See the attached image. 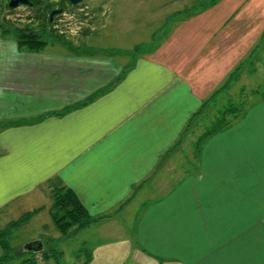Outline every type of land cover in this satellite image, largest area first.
Masks as SVG:
<instances>
[{"label":"crops","instance_id":"1","mask_svg":"<svg viewBox=\"0 0 264 264\" xmlns=\"http://www.w3.org/2000/svg\"><path fill=\"white\" fill-rule=\"evenodd\" d=\"M206 4L131 63L123 40L101 43L117 34L110 20L39 51L0 21V231L31 213L7 237L40 219L23 245L41 239L74 264H264V69L251 80L264 0ZM237 79L252 98L242 115L174 156L194 114ZM63 186L97 220L66 238L53 213Z\"/></svg>","mask_w":264,"mask_h":264},{"label":"rangeland","instance_id":"2","mask_svg":"<svg viewBox=\"0 0 264 264\" xmlns=\"http://www.w3.org/2000/svg\"><path fill=\"white\" fill-rule=\"evenodd\" d=\"M210 1L211 0H83L80 3H84L82 5L87 4L88 8L86 11L89 10L88 12L92 15L97 14V19L100 18L98 22L96 19L94 25L90 24L88 27H83V31L75 35L58 33L53 27H51V30L54 31L56 35L63 36L65 40H73L81 36L85 31L94 32L97 29L101 30L100 28L105 27L107 21L110 20L112 21V24L111 26H108V30L115 31L117 34L111 36V39L108 40V42L107 40H101V43L121 46L120 41L123 40L124 45H126L130 51V53L123 58V62L131 63L134 60V53L138 52L135 49L140 50L139 53H147L151 48L160 43L165 35H168L171 30L175 29L174 27L179 23V17L181 16L180 13L182 15L189 13H191V15L195 14L199 12V7ZM8 2L9 0H0V21H4L6 24L9 22L8 24L12 26L34 24L37 29H40L41 24H39L40 22L35 15L34 9L30 8L28 5H20V7L9 9L6 8ZM111 4L115 8V12L113 11ZM1 6L3 7L2 12ZM131 27L133 29H131ZM129 31L131 32L130 35H126ZM124 35L126 36L123 37ZM48 36H50L49 33H46L44 38L49 39L50 37ZM101 37L103 38V36ZM94 38L95 40H92L89 43L96 44L100 42V40H97L99 39L97 36ZM136 44H139V46H136ZM257 49H259V52L253 59L254 63L252 67L255 69L252 71L255 77L251 79L255 85H257L256 83L259 85L262 82L263 75L261 70L264 69V42L263 44L259 43ZM248 68L250 67L247 66L246 70H248ZM257 69L258 71L255 73ZM246 70L244 69L240 74L241 78L246 76L242 75L243 73H247ZM241 85L242 83L240 79H237L233 84V87L224 92L221 95L222 97H218L210 102L211 106L209 108V113L207 112L208 105L203 109L200 117L196 119L192 129L188 132H183L181 135L182 138H180V144L182 145L180 149L183 147V150H178L180 152L174 156L183 160L194 154L196 148L198 150L203 143V141H201V143H197V141L204 131L212 129L214 125L219 124L220 121H224V118L227 120L232 117L224 115L227 106H240L252 101L247 90L242 93V90L240 89ZM263 87L264 84L261 85L260 91L264 93ZM260 95L255 96L254 99H259ZM39 223L40 219H36L34 223L24 229H18V231H14V229L13 233H11L6 239L10 247L12 249H22L24 246L23 239L27 237L28 233L38 230L43 231L39 227ZM2 254L3 248L0 247V256ZM40 254H45V258L47 259L45 263L37 262L36 264H74L79 262V260L74 258L71 253H64V255H60V257H58V255L51 257L49 245L48 243H45V248L42 251H24L18 257L10 259V261L4 262L3 264H18L23 258H35L36 260V256Z\"/></svg>","mask_w":264,"mask_h":264},{"label":"trees","instance_id":"3","mask_svg":"<svg viewBox=\"0 0 264 264\" xmlns=\"http://www.w3.org/2000/svg\"><path fill=\"white\" fill-rule=\"evenodd\" d=\"M31 1L33 4L29 7L35 10V15L40 22L39 24H41L40 29H37L34 24H25L24 26H16V25L12 26L8 24L9 22H7V24L4 21L1 22L3 26H7L6 28L9 31H13L15 33L20 48L30 51H39L43 49L45 45L48 44L49 42L48 38L47 39L44 38V35L46 33H49L51 38L60 39L64 42H67L68 40H65L63 36L56 35L54 31L51 30L52 21L50 14L52 10L55 8L65 9L68 6H75V5H73L70 0H59V1L31 0ZM217 1L219 0H211L204 7L212 6L215 3H217ZM6 8L12 9L8 5L6 6ZM137 51L139 52L140 50ZM239 68L240 65L235 68V70L230 74L228 79L230 80L234 79ZM226 85L227 84H225V87ZM222 87L220 89H223ZM220 89L216 90L213 93V95L207 100V102L203 105V108L194 114L193 118L188 122L184 133L192 129L196 119L200 117L203 109L210 104V102L213 100L214 96L217 95ZM243 108H244L243 105L233 106V107L227 106V108L225 109L226 114L224 113V115H227L228 117L229 116L232 117L227 120H225L224 118V121H220V123L214 125L212 129L204 131L200 135L197 143L198 142L201 143V141H203L212 133L225 128L232 121L239 118L243 113ZM180 141L181 139H179L177 145L174 146V148L180 144ZM53 213H54V223L58 228V230L63 234L64 238L68 237V234L70 232L79 231L84 227H86L87 225L97 221L88 214L86 208L76 197V195L70 189H67L64 186L55 189ZM29 215H31V213L27 214L26 216L20 218L17 221L12 222L8 228L0 231V247L3 248V254L0 256V264L10 261V259H14L16 256L18 257L22 252H24L21 249H12L6 239L8 233L17 225L24 223L28 219ZM42 255L45 256V254ZM35 263H36L35 258L34 259L25 258L18 264H35Z\"/></svg>","mask_w":264,"mask_h":264},{"label":"built area","instance_id":"4","mask_svg":"<svg viewBox=\"0 0 264 264\" xmlns=\"http://www.w3.org/2000/svg\"><path fill=\"white\" fill-rule=\"evenodd\" d=\"M80 3L75 6H68L63 11L55 16L52 22V27L56 32L67 35H75L83 31V27H88L90 24H95L97 14L92 15L86 9L87 4ZM20 7V6H19ZM29 15V14H28ZM43 255H38V260H42Z\"/></svg>","mask_w":264,"mask_h":264},{"label":"water","instance_id":"5","mask_svg":"<svg viewBox=\"0 0 264 264\" xmlns=\"http://www.w3.org/2000/svg\"><path fill=\"white\" fill-rule=\"evenodd\" d=\"M73 5H76L80 3L82 0H70ZM33 3L31 0H9L8 6L12 9L19 7L20 5H28L31 6ZM63 8H55L52 10L50 17L51 21L53 20V17L62 12ZM23 251H35L40 252L44 249V243L41 239L33 240L30 242H27L23 247Z\"/></svg>","mask_w":264,"mask_h":264},{"label":"flooded vegetation","instance_id":"6","mask_svg":"<svg viewBox=\"0 0 264 264\" xmlns=\"http://www.w3.org/2000/svg\"><path fill=\"white\" fill-rule=\"evenodd\" d=\"M60 13H61V12H60ZM58 14H59V13H58ZM56 15H57V14H56ZM56 15H55V16H56ZM55 16L53 17V19L55 18ZM52 22H53V20H52Z\"/></svg>","mask_w":264,"mask_h":264}]
</instances>
